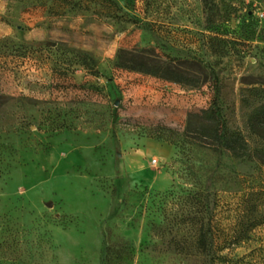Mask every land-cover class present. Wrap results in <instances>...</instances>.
<instances>
[{"label":"rangeland","instance_id":"rangeland-1","mask_svg":"<svg viewBox=\"0 0 264 264\" xmlns=\"http://www.w3.org/2000/svg\"><path fill=\"white\" fill-rule=\"evenodd\" d=\"M0 95V264H264V0H0Z\"/></svg>","mask_w":264,"mask_h":264},{"label":"trees","instance_id":"trees-1","mask_svg":"<svg viewBox=\"0 0 264 264\" xmlns=\"http://www.w3.org/2000/svg\"><path fill=\"white\" fill-rule=\"evenodd\" d=\"M1 98L2 96L0 95V99ZM197 117L202 124V134L210 138L212 141L211 144H213L218 153H222L224 149L231 151L236 156L242 157L246 155L244 144L241 142L240 138L231 136L229 133L228 123L222 112L218 98L214 97L211 106L197 114ZM251 128L254 133L264 139V100H262L260 105L254 110L251 118ZM114 136L117 138L116 134H114ZM260 160L264 163V154L261 155ZM261 221V219L258 220V222ZM208 232L209 229H202L198 241L199 247L204 252H209L211 247L217 244L218 249L214 251L216 253L212 255L211 260L215 264H230V256L222 254L221 252L227 249V247H231L229 246L231 243L237 244L240 240L235 239V242L229 238L217 240L215 236H211Z\"/></svg>","mask_w":264,"mask_h":264}]
</instances>
